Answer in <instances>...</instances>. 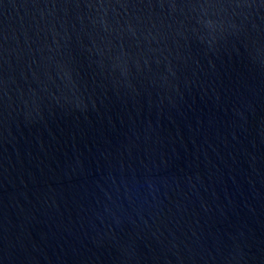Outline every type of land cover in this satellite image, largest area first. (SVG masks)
<instances>
[{
  "label": "water",
  "instance_id": "obj_1",
  "mask_svg": "<svg viewBox=\"0 0 264 264\" xmlns=\"http://www.w3.org/2000/svg\"><path fill=\"white\" fill-rule=\"evenodd\" d=\"M0 264H264V0H0Z\"/></svg>",
  "mask_w": 264,
  "mask_h": 264
}]
</instances>
